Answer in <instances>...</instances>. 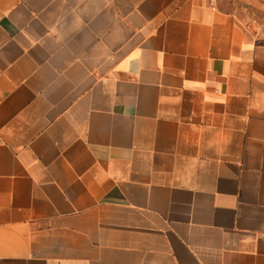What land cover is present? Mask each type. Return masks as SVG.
<instances>
[{
    "label": "crops",
    "instance_id": "obj_1",
    "mask_svg": "<svg viewBox=\"0 0 264 264\" xmlns=\"http://www.w3.org/2000/svg\"><path fill=\"white\" fill-rule=\"evenodd\" d=\"M0 264H264V0H0Z\"/></svg>",
    "mask_w": 264,
    "mask_h": 264
}]
</instances>
